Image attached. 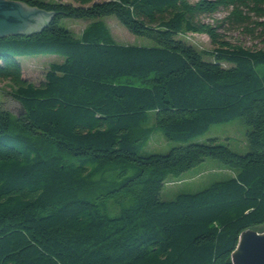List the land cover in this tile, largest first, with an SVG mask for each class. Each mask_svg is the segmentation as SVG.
Wrapping results in <instances>:
<instances>
[{"label":"trees","instance_id":"1","mask_svg":"<svg viewBox=\"0 0 264 264\" xmlns=\"http://www.w3.org/2000/svg\"><path fill=\"white\" fill-rule=\"evenodd\" d=\"M12 1L53 16L0 36V80L21 108L0 107V264H232L239 233L264 226V0ZM110 15L154 45L114 42ZM65 19L89 23L76 37ZM192 33L211 48L188 44ZM33 55L61 58L37 84L19 62ZM235 119L245 154L199 141ZM159 131L175 145L141 154ZM209 157L231 175L160 200Z\"/></svg>","mask_w":264,"mask_h":264},{"label":"rangeland","instance_id":"2","mask_svg":"<svg viewBox=\"0 0 264 264\" xmlns=\"http://www.w3.org/2000/svg\"><path fill=\"white\" fill-rule=\"evenodd\" d=\"M54 1V0H52ZM61 2H67V0H60ZM102 1V0H98ZM226 13L219 11L214 15L205 16L203 20L214 23L216 19L224 17ZM103 21L106 23L108 30H110L113 41L125 45H137V46H153V42L144 37H138L137 35L128 33L122 25L116 21L114 17L105 16ZM62 25L67 27L70 31L79 37L81 29L89 23L87 20H75L65 19ZM223 33V37L228 41L248 47L261 46L262 43L258 39H251L245 33H239L236 30H225L223 27L219 29ZM184 39L188 44L194 45L199 51L211 48L209 38L206 35H198L192 33L184 36ZM61 61V58L50 55L32 57L20 56L19 62L21 63L22 76L30 83H39L45 74V71L50 63H57ZM11 90L9 83L0 80V107L6 111H10L12 114L18 115L21 111L20 106L15 99L8 93ZM246 129L239 122V119H235L229 123H220V125H212L207 134L199 137V141L203 143L207 142L209 138H215L218 143L227 144L228 149L233 152L236 151L240 154H245L248 150L246 142ZM161 132H154L149 137L147 144L139 150L141 154L154 153L160 154L167 152L175 145V142H169L162 137ZM231 175L230 170L225 165L216 161L214 158H206L198 162L193 168L186 170L175 177L169 178V183H166L161 187L160 200L171 201L178 193L196 192L201 188H205L212 181H219L223 178ZM256 233L264 231V226L255 230Z\"/></svg>","mask_w":264,"mask_h":264},{"label":"water","instance_id":"3","mask_svg":"<svg viewBox=\"0 0 264 264\" xmlns=\"http://www.w3.org/2000/svg\"><path fill=\"white\" fill-rule=\"evenodd\" d=\"M51 16L53 13L49 11L27 7L20 1L0 0V36L39 32ZM230 260L232 264H264V231L240 232Z\"/></svg>","mask_w":264,"mask_h":264}]
</instances>
